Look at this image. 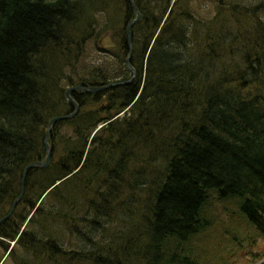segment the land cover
<instances>
[{
	"label": "trees",
	"instance_id": "1",
	"mask_svg": "<svg viewBox=\"0 0 264 264\" xmlns=\"http://www.w3.org/2000/svg\"><path fill=\"white\" fill-rule=\"evenodd\" d=\"M133 1L132 75L128 0H0V219L45 158L48 121L72 111L67 88L129 80L71 93L79 109L52 125L49 166L28 170L0 224L42 264H208L216 204L264 238V0L208 20L194 0ZM85 39L103 56L78 71Z\"/></svg>",
	"mask_w": 264,
	"mask_h": 264
},
{
	"label": "rangeland",
	"instance_id": "2",
	"mask_svg": "<svg viewBox=\"0 0 264 264\" xmlns=\"http://www.w3.org/2000/svg\"><path fill=\"white\" fill-rule=\"evenodd\" d=\"M229 1L234 3V0H194L195 7H197V17L208 20L213 17L217 8L221 6L224 7V4ZM115 13L119 14L117 11H115ZM93 41L94 40L92 39H85L81 43L83 54L80 61L77 62L78 71L79 67L86 65H88V70L94 64H98L102 60V52L96 50ZM100 41L107 47H111L114 43V41L112 43L109 37H105L104 41L102 38ZM100 45L101 43H99V46ZM82 69L80 71H82ZM68 73H71V71L66 70V74ZM213 209L214 216L212 222H216V226L212 225L211 228L207 230L206 234L202 235L203 242L210 243L214 246L213 248H211L212 246L208 247L210 252L208 264H264V238L260 236L253 227L249 226L245 221L239 218L237 214L227 218V216L220 211L222 210L220 205H214ZM32 213L33 211H31L30 215H28L26 220L22 223L20 231H27V222ZM227 229L229 232H226ZM62 230L63 227L60 224H55L52 230L47 231V234L48 236H55L56 233H61ZM42 234H44V232ZM66 238L67 243L65 246L67 248H75L76 242L74 241L73 236L70 237V235H68ZM3 242H7L10 248L6 250ZM12 247L17 250V252H15L16 264L21 263L22 260H27L29 264H42V257L36 255L27 256L25 251L16 246L15 240L5 241V239H2L1 237L0 264H15L14 260L12 261L11 254L9 255Z\"/></svg>",
	"mask_w": 264,
	"mask_h": 264
},
{
	"label": "water",
	"instance_id": "3",
	"mask_svg": "<svg viewBox=\"0 0 264 264\" xmlns=\"http://www.w3.org/2000/svg\"><path fill=\"white\" fill-rule=\"evenodd\" d=\"M128 2L133 7V9L135 11V17L133 19H131L127 23V25H126V39H127L128 54H127V56L125 58V64L128 66L129 70L132 72V75H133L134 69L129 66V60H130V56H131V32H130L129 28L132 25H134L135 23L138 22V20L140 19V12L138 11L137 7L135 6V4L133 3L132 0H128ZM127 82H129V80L126 81V82H110V83L103 84V85H99V86H90V85L81 86V85H75V86H70L66 90L65 97H66V100L71 105L72 111L69 112V113H67V114H62V115L54 116V117H52L48 121L46 133H45L44 139H43V144H44V149H45V158H44V160L30 162V163H28L24 167V170H23L22 175H21V181H20V185H21L20 193L12 201V205H11L8 213L6 215H4L0 219V224H2L3 222H5L6 220H8L11 217L12 212H13L16 204L20 201V199L22 197V194H23V191H24V180H25V176H26L28 170L33 169V168H47L49 166V164H50V151H51V148H50V144H49L48 138H49V133H50V130H51L52 125L54 123L58 122V121H61V120H65V119H69V118L74 117L76 115V113L78 112V109H79V105L72 98L71 93L74 92V91H76V90H80V91L85 92V93H97V92L103 91V90H105V89H107L109 87L116 86V85H119L121 83H127ZM101 126L102 125H99L98 128L101 127ZM57 183L58 182H56V184Z\"/></svg>",
	"mask_w": 264,
	"mask_h": 264
}]
</instances>
